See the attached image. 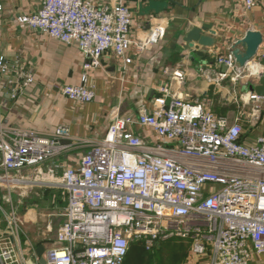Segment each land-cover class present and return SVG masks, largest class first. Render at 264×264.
<instances>
[{
  "label": "built area",
  "instance_id": "2783aa9c",
  "mask_svg": "<svg viewBox=\"0 0 264 264\" xmlns=\"http://www.w3.org/2000/svg\"><path fill=\"white\" fill-rule=\"evenodd\" d=\"M242 1L250 11L253 0ZM18 20L60 42H75L87 69L100 66L110 51L128 64L129 50L149 49L164 35L156 25L133 39V15L124 0H40L36 12ZM262 56L240 68L230 53L219 55L221 78L257 79ZM6 70L0 58V74ZM17 79L12 97L34 82L21 71ZM81 80L62 86L61 94L93 101V86L84 75ZM247 92L252 102H264V96ZM250 127L247 117L229 121L164 88L136 115L114 111L98 140L72 139L63 124L52 132L7 126L0 114V190L10 201L12 189L29 184L25 171L85 147L62 172L66 206L55 244L44 250L45 264H123L130 242L151 250L171 237L189 244L181 264H249L253 255L264 254V132L251 138ZM139 129L154 138L140 136ZM8 217L15 224L13 211ZM36 263L35 250L24 257L16 224L11 226L0 237V264Z\"/></svg>",
  "mask_w": 264,
  "mask_h": 264
},
{
  "label": "crops",
  "instance_id": "0c3cea01",
  "mask_svg": "<svg viewBox=\"0 0 264 264\" xmlns=\"http://www.w3.org/2000/svg\"><path fill=\"white\" fill-rule=\"evenodd\" d=\"M124 1L133 15L131 37L142 38L160 25L164 29L162 40L141 52L129 50L128 64L110 51L102 56L100 66L87 69L86 59L75 42H60L18 20L19 16L36 12L40 0H0V58L7 69L0 74V114L4 125L52 132L63 124L72 139L98 140L106 134L114 111L136 115L140 108L152 104L162 88L185 100H198L216 113L217 109H225L229 86L234 83L228 77L221 78L225 68L216 58L228 55L230 45L247 30L262 34L258 54H264V0H253L250 11L245 10L242 0H167L166 9L148 16L138 14L139 0ZM94 2L101 5L111 0ZM204 23H210L215 31L214 46L185 47L184 34ZM197 52L207 55L199 56ZM253 64L254 60L249 63ZM20 71L32 75L34 82L21 86L12 97V83L19 81ZM83 75L87 85L94 88L93 101L66 99L61 94L62 86L81 84ZM238 81L243 92L257 84L256 78ZM261 118L258 127L249 128V137L264 132V115ZM136 132L144 138H154L149 130ZM30 238L29 250L39 245L46 249L51 243L45 235Z\"/></svg>",
  "mask_w": 264,
  "mask_h": 264
},
{
  "label": "rangeland",
  "instance_id": "374dc122",
  "mask_svg": "<svg viewBox=\"0 0 264 264\" xmlns=\"http://www.w3.org/2000/svg\"><path fill=\"white\" fill-rule=\"evenodd\" d=\"M238 82L230 84V94L226 96L225 105H222L225 109L219 110L216 114L227 117L229 121H233L238 116L247 117L253 129L258 127L262 120L264 105L249 100L248 92L241 91ZM256 135L255 133L250 137L255 138ZM85 149V147L75 148L66 155L57 156L25 171L24 176L29 180V184L12 189L10 201L6 199L4 191L0 190V237H7L11 233V226L14 227L16 224L24 257L31 252L27 244L31 243L32 235H45L51 240L49 246L55 244L56 228L62 221L66 203L65 192L61 185L62 172L71 163L70 161L78 159ZM11 211L14 212L15 224L8 217ZM168 239L180 240L175 237ZM148 255V264H160L159 257L153 249H142L137 257H129L126 264H143ZM249 264H264V254L253 255Z\"/></svg>",
  "mask_w": 264,
  "mask_h": 264
},
{
  "label": "water",
  "instance_id": "95a60500",
  "mask_svg": "<svg viewBox=\"0 0 264 264\" xmlns=\"http://www.w3.org/2000/svg\"><path fill=\"white\" fill-rule=\"evenodd\" d=\"M139 0L138 14L141 16H148L150 13L158 14L167 7V0ZM209 32L210 35L204 34ZM215 31L212 30L210 23H204L199 27H192L184 34L183 40L186 42L187 48L200 47L203 49L214 46L215 40L213 35ZM263 42L262 34L257 30H247L241 38L236 39L229 47V53L234 58L236 64L243 68L248 63L252 62L258 56V50ZM202 49V50H203ZM197 55H207L206 52H197ZM261 66V71L257 76V84L250 87V91L254 92L257 96H264V56L258 60ZM169 98L166 102L168 103ZM45 248L39 245L35 249L37 256L36 264H45L44 259Z\"/></svg>",
  "mask_w": 264,
  "mask_h": 264
},
{
  "label": "trees",
  "instance_id": "16d2710c",
  "mask_svg": "<svg viewBox=\"0 0 264 264\" xmlns=\"http://www.w3.org/2000/svg\"><path fill=\"white\" fill-rule=\"evenodd\" d=\"M216 111H219V109H217ZM188 247L189 244L183 240L167 239L164 240V242H155L152 249L155 250L156 254L158 255L160 264H180L186 257ZM142 249L145 250L143 242H130L129 249L123 264H126V261L129 257H137ZM149 255L151 254L149 253ZM149 255L147 256V258L145 257L143 264L149 263ZM169 258L170 260H168Z\"/></svg>",
  "mask_w": 264,
  "mask_h": 264
}]
</instances>
